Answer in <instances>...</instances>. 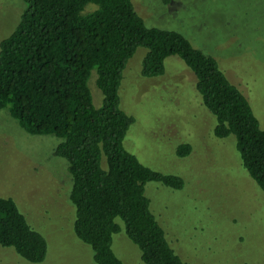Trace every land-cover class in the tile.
I'll list each match as a JSON object with an SVG mask.
<instances>
[{"label":"rangeland","instance_id":"rangeland-1","mask_svg":"<svg viewBox=\"0 0 264 264\" xmlns=\"http://www.w3.org/2000/svg\"><path fill=\"white\" fill-rule=\"evenodd\" d=\"M131 1L145 25L178 31L212 55L264 128V0ZM24 8L22 0H0V40ZM146 50L137 47L122 71L119 106L134 118L123 146L142 164L184 182L181 189L146 182L151 212L171 247L190 264H264V193L241 164L235 136L213 134L216 118L177 55L165 57L163 74L142 76ZM96 75L93 68L87 83L99 106L103 95ZM59 140L51 133H28L0 108V197L12 198L47 244L39 262L0 245V264H96L90 246L73 231L67 163L53 155ZM182 143L191 151L179 156ZM112 249L123 264H144L122 230L113 234Z\"/></svg>","mask_w":264,"mask_h":264},{"label":"trees","instance_id":"trees-1","mask_svg":"<svg viewBox=\"0 0 264 264\" xmlns=\"http://www.w3.org/2000/svg\"><path fill=\"white\" fill-rule=\"evenodd\" d=\"M22 1L15 28L0 40V108L28 133L60 139L53 155L67 163L75 236L90 246L96 264H123L112 249L121 230L144 264H190L171 247L144 193L148 181L181 189L183 179L151 169L123 146L134 118L119 106L122 71L139 46L147 49L142 76L161 75L165 57H180L216 118L213 134L235 136L241 164L264 193V128L247 98L212 55L178 31L145 25L131 0ZM93 68L99 106L87 83ZM190 151L188 143L176 148L179 156ZM0 245L30 262L46 254L45 238L10 197H0Z\"/></svg>","mask_w":264,"mask_h":264}]
</instances>
